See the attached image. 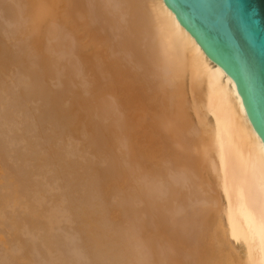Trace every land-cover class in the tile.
I'll return each instance as SVG.
<instances>
[{"label": "bare ground", "instance_id": "1", "mask_svg": "<svg viewBox=\"0 0 264 264\" xmlns=\"http://www.w3.org/2000/svg\"><path fill=\"white\" fill-rule=\"evenodd\" d=\"M20 5H22V2ZM140 5L144 16L141 20H138L139 28L142 29L141 25L143 24L146 27V36L148 35L149 38L146 47L147 57L154 59L155 63L153 62V64L158 69L157 76L160 75L161 78L163 77L169 81L173 80L177 87L179 86L178 80L180 82H182L181 80L189 81V95H191L189 97L193 101L192 108L194 109L198 123L196 125L198 126L196 127L195 125V128L187 131L188 135L183 138V144L192 148V150L189 148L191 154L189 153L188 157L183 158L184 150L180 152L178 148H175L173 152L172 150L170 153L167 152L164 155L165 157H163V164L157 172L154 171L155 174L153 172L148 175L144 174L138 181L139 185L136 189L140 192L143 184L145 192L142 190L147 197V195L152 194L149 188L150 185H148L149 182L157 181L158 187H156L163 193V196L161 194L163 199L174 201V204L176 203L178 208H180L177 210L182 211H180V220L184 225L188 224V235L192 238L201 236L207 240L208 246L195 255L194 264H206V262L208 264H264V141L248 117L234 79L206 54L196 38L180 23L174 11L167 6L165 1L140 0ZM16 6H18V3ZM4 8L8 16H12L14 13L18 16V13L23 11L19 8V12V10L10 8V6ZM29 10L26 11L27 14L24 17L22 16L23 23L27 21L25 16L32 14L29 13ZM21 14L23 15L24 13ZM19 20L16 22L17 25L22 24L21 19ZM5 21L3 22L4 24ZM7 23L6 26H8ZM14 23L12 20L9 26ZM32 26L36 28L34 25ZM136 26L138 27V25ZM16 27H14L15 29L12 28V30L14 29L15 33L17 32L16 35L19 39L23 38L21 42L27 40L29 38L27 36V27L20 25L18 26L20 28H17L18 31H16ZM29 29L32 28L29 27ZM9 30L11 31V29L6 30V35L8 36L12 32ZM15 33L12 32L10 37L14 38L13 34ZM40 34L42 33L40 32ZM3 37H0V253L5 252V257H2V259L4 258V261L8 260L11 262H3V264H36V261H47L48 258L43 259V255L41 256L40 254L41 252L46 254L47 249L50 251V257L52 253L55 254L54 252H57V255H55L57 257L52 254L54 257L52 259L54 261L57 260L55 264H70L66 255L72 253L74 247L71 249L70 246L66 245L72 251L70 250V252L67 249L68 252L66 253V250V255L63 253V257V250H60L61 255H59V249H57L58 247L52 238L58 237L59 239L61 236H58V234L54 236L56 233L54 234L50 231L52 228H57L60 232H55L68 237V235H64L66 232V230L63 231L64 227H54L55 224L59 223L60 225L61 221L64 220L63 217H65L61 215L63 212V210L60 211L62 209L61 204L66 207L69 217L78 222L79 230L83 234L82 239L85 238L84 246L87 254L84 255V252L82 253L84 247L83 249L80 248L82 249L81 251L76 248L78 250L76 252L78 255L76 256L79 258L82 253L81 258L83 259L82 256H84L83 260L85 258L87 260L89 256L95 264H102L107 259L109 261L113 260L114 264H151L152 259L156 258V264H161L162 252L157 248V245L164 244L162 238L166 236L165 225L163 221L158 224L148 225L147 221L152 223V220L150 217H146L147 215L142 217L144 210L139 208L142 235L144 237V233L145 236L148 234V238L151 240L147 242L143 238L144 241L141 242V245L143 243V247L146 248L143 249V252L138 249L137 242L140 239L142 241V236L141 238L137 236L135 228L137 219H140V217H138L139 214L132 206V203L130 204L133 194H130L132 193L131 188L129 189V186L125 185L127 173H124L126 171L124 169L123 156L114 149L113 141H109L108 135L101 136L97 133V125L89 124L82 118H78L74 104V102L77 104V101L70 99L67 94L58 95L59 93L51 88L54 82H50L52 81L50 80L52 74L50 66H53L50 65V56L53 53L54 45L49 40H46L49 42L47 44L43 38L37 36L38 38L34 41H25V45L29 42V46L33 42V47L27 46V48H30L28 51L25 48L26 46H24L27 53L21 52L22 49L20 47L22 48L23 45L21 46L18 41L20 46H18V52L15 53L14 49L12 50L11 48L13 47L12 45L17 46L15 44L16 40L14 44L13 40V42H10L12 45H9L11 38L4 39ZM6 40L9 41L7 42ZM30 57H32V63H28V58L31 59ZM13 66H16L17 70L18 68L21 70L16 72L17 70ZM83 66L85 67L86 63ZM154 66L153 68L155 69ZM11 67L15 70L16 73H13L16 75L19 71H22L18 74L19 78L22 77V82H20L22 84L19 83L18 75L14 74L18 82V84L14 85L13 81L16 82V78L11 75L13 74L11 71H14ZM9 69L12 70L10 71ZM148 69L151 70V68ZM10 75L13 77L10 78ZM143 76L145 75L143 74ZM23 79H27L28 85L25 86L27 83ZM11 80L12 85L16 87L17 85L23 87L24 85L25 89L24 87L17 89L19 88L17 87L14 89L19 91L15 92V90H11L12 85H8L9 88H7V82ZM86 82H88V79ZM146 82L147 84L150 83L148 79ZM172 86L174 87V85ZM158 87L160 88V85ZM182 87L181 89L178 88V90L184 89ZM7 89L11 91L7 92ZM13 91L15 94L11 93ZM8 96H10V99ZM11 97L15 98L11 100ZM174 98L176 97L174 96ZM8 99L10 101L17 100L11 102L14 104H19L24 100L22 102L32 101L33 103L34 101L36 105L34 106V103H31L34 106L32 108H28V106L27 108L21 106V108L19 105H15L14 107L17 106L16 109H13V107L11 110ZM176 102L180 104L179 101ZM176 102L174 103L176 104ZM178 103L177 105H179ZM27 104L29 105L30 103ZM183 110L186 111L183 108L180 111L183 112ZM167 128L169 129V127ZM33 136L37 138L35 139ZM39 138L40 141L38 140ZM45 138L47 143L42 144L41 140L44 139L45 141ZM174 138H172L173 141H175ZM36 140L42 146L37 147ZM17 142H21L20 144L23 142L26 150L24 151V147H22V152L18 150L21 145L15 144ZM148 142V145L154 144V141L150 140ZM178 142L176 141V144ZM14 144L18 145V149H16ZM43 145L46 146L43 147ZM41 147H43L41 149L42 152L38 151ZM77 150L79 151L78 153L76 152ZM108 155H110V159H108ZM71 156H75L78 160L79 158L85 159L86 157L87 159L89 157V161L92 157L94 160H91L94 163L90 166L82 167V165L78 164L77 159L74 157L71 159ZM189 156L193 158H189ZM8 157L9 160L12 158L15 161L12 160L9 163ZM103 157H105V160L103 159L102 161ZM106 158L112 160L110 163L111 166L113 164V170L109 171L107 170L108 168L99 164L100 161L107 162ZM146 158H148L149 166L151 167L153 159L149 156ZM12 162H15L13 164L15 169L8 168V165H11ZM58 168L63 170L64 174L63 181L60 180L61 182L57 179V176H52L53 169L56 171ZM79 170L82 173L90 172L92 174L91 187H100V193L97 197L92 196L86 200L82 199L83 191L81 190L84 189H77L80 184V176L79 173L77 174ZM51 171L53 172L51 173ZM56 181H58V186H62L63 183L65 185L62 186L64 190L62 188L60 190L59 187L58 190L55 189L59 194L55 191L51 192L53 182ZM54 187L57 188L56 185ZM48 190L51 192L50 195ZM44 194L49 196L46 201H50L48 205L45 204L47 205L46 207L44 203L47 196H44ZM41 205L44 206L42 208L44 210L40 209ZM58 206L61 208L58 211V213L60 212L59 214L56 211ZM107 212H109V215H106ZM135 213L138 215L136 216ZM57 214L58 217L60 216L58 220L62 219L59 222L56 221ZM46 217L50 221H45L44 218L47 219ZM200 222L207 224L200 228ZM73 226L74 224L71 226L70 223V230L72 231H74L71 228ZM151 226H155L156 230L150 228ZM60 229L64 234L61 233ZM25 231L28 232L24 234ZM30 232L34 234L31 233L29 240L32 238V234L36 236L40 234L37 236V240L38 237L41 240H38V242H35L36 240H33V238L32 240L34 243H38L37 245L43 242L42 245L45 248H41L42 245L39 246L42 251L37 245L32 243L33 241L29 242L26 239L28 241L26 242L22 237L23 234H27L24 237L28 238ZM51 234L54 235L52 236ZM70 234L72 233L70 232ZM82 234H80V237ZM5 236L9 238L8 241L3 238ZM67 239L69 240V237ZM39 241L42 242L39 243ZM58 242L60 241L58 240ZM66 246L62 247V249ZM36 247L39 248V250L37 248V251H41L40 253L38 252L39 254H37ZM32 248L35 249V253ZM55 248L57 251H55ZM43 249L46 250L43 251ZM85 249L83 251H86ZM32 253L40 255V257L36 256L41 260L34 261L35 257L32 260ZM2 255H0V258ZM78 257H74V262L75 258L79 262L80 260L82 261ZM2 259L0 263H2ZM52 259L50 258V260ZM50 260L48 261L50 262ZM53 260L51 263L54 262ZM78 261H76V264H79ZM87 261L89 263V259ZM40 262L38 264L43 263ZM45 262L44 264H47Z\"/></svg>", "mask_w": 264, "mask_h": 264}, {"label": "rangeland", "instance_id": "2", "mask_svg": "<svg viewBox=\"0 0 264 264\" xmlns=\"http://www.w3.org/2000/svg\"><path fill=\"white\" fill-rule=\"evenodd\" d=\"M14 1H16V2H14ZM14 1L13 0L12 1H10V0H8V1L7 0H1L0 1V7L2 6L0 9V22H2L0 24V27H1L0 28L1 29L0 30V34H1L0 37L4 36L3 37L4 39H6V38L8 39L10 37V35L12 36V32L15 33V31H14L15 26H17L16 31H18V29L20 28V27L18 28V26L25 25V27H27V30H28V34H27V36L29 37V38H27L28 41L29 40L34 41L36 38H38L40 36L39 38H43L44 41L49 40V42L54 45L53 46V49H54L53 53L50 56L51 57L50 58L51 59L50 65H53V66H50V69L52 72L51 79H50L52 81H50V82L51 83L54 82L53 84L55 86L53 84H52L53 86L52 85H50V86H52L51 88L55 89L57 91V93H59L58 95L62 96L64 94H67L68 97L70 96L69 97L70 99L77 101L78 103L76 104V102H74V104H75L76 109H77L78 118L79 119L82 118L85 122H87L89 124L97 125V127H96V129L98 131L97 133L101 136H107L108 135L109 141H113L114 149L116 151H118V153L123 156V158H124L123 161L125 162L123 164L125 166L124 169L126 171L124 173H127V182H128V183L125 182V185L129 186V189L131 188L132 193H130V194L131 195L133 194L131 196L130 204L132 203V206L136 209L137 213L139 212V208H140V210H144V213L141 216L143 217V216L147 215L146 217H148V218L150 217V219L152 220V223H149L147 221L148 225H154L153 223L158 224L162 221L165 225L166 236L163 237L164 240L162 238V242H164V244H161V245L158 244L157 245V248H159V250H161V252H162L161 264H194L195 255L200 250L202 251L208 246L207 240L201 236H197L195 238H192L190 235H188L189 234L188 224L184 225L183 222L180 220L182 211L180 210L181 211L180 212L179 210H177L180 208H178L176 203L174 204V201L164 200L165 198L163 199V197H162L163 193L160 192V189L157 188L158 187L157 181L156 182L151 181L153 183L149 182L148 185H150L149 188L151 189L150 191H152L151 192L152 194L147 195V197L145 196L146 193H144L145 190L143 189V186H144L143 184H142L141 188L144 190V192L141 189L140 190L141 193H140L136 189L139 185L138 181L142 178V176L144 174L148 175L151 172H153L155 174L154 171L157 172V170L163 164V157H165L164 155H166L167 152L170 153L171 150L173 152L175 148H178L180 150V152L182 150H184L183 156H182L183 158L188 157L189 153L191 154V151L189 150L190 147H188L186 144L185 145L183 144V138H185L188 135L187 131L195 128V125L198 124L196 115L194 113V109L192 108V102L193 101H192L191 97H189V96H191V95H189V93H190L189 81L181 80L182 82H180V80H178L179 86L177 87L176 83L173 80L169 81L163 77L161 78L160 75L157 76L158 75V69L153 64V62L155 63L154 59L152 60V57H147V48L146 47L148 45L149 38H148V35L146 36V34H147L146 27L142 24L141 25L142 29L139 28V22H138V20L139 19L141 20L142 17L144 16V13L141 9L142 7L140 5V0H21V1L20 0L19 1L14 0ZM21 2H22V5H20ZM14 3H16V4L18 3V6H16V4H14ZM19 5H20V7H19ZM136 5H138V6H136ZM9 6H10V8H16V10H19V12H20L19 8H21V10H23V11L18 13V16L15 13L12 16L11 15L8 16L6 13V9L4 7H9ZM22 6L23 7L25 6V7L23 8ZM27 10H29L30 12L29 11L28 12L32 13V14H28L27 16H25L27 21H25L24 22L25 24H24L22 22V18L24 17L25 14H27V12H26ZM40 11H41V13H40ZM21 13H24V14L22 15ZM19 14H21V15H19ZM6 15L8 16V18ZM29 16H30V18H29ZM38 16L41 19L37 18ZM18 18L21 19V22H22V24L20 23V25H17V23H16L19 20ZM6 19H8V20H6ZM12 20H13V23L15 20H17V21H15V23L13 24L14 26L11 24L9 26V23H11ZM28 20H29V22H28ZM31 20H33V21H31ZM36 20L37 21L40 20L41 22L40 21L37 22ZM42 20H44V21H42ZM4 21H5V24L3 23ZM7 22H9V23H7ZM19 22H20V20H19ZM26 22H28V23H26ZM30 22H32L31 24L34 25L36 28H33V26L30 24ZM6 23L8 26H6ZM40 23H42V24H40ZM136 25H138V27ZM4 26H6V27L4 28ZM29 27L32 29H29ZM41 27H43V28L41 29ZM12 28H14V29L12 30ZM8 29H11V31H12L11 32L9 30L11 32V34H10V32H8V34H10L9 36L6 35L7 34L6 30L8 31ZM30 31H31V33H30ZM35 31H36V33H35ZM40 32L42 34H40ZM16 33L13 34V37L15 39L10 37L11 41H9L10 39L8 40L9 45H12L10 42H13V40H14V42H13V44H14L15 40H16L15 44L17 46L12 45L14 48L13 47L11 48L12 50L14 49L15 53L18 52V46H20V45H18L19 42H20L21 46L23 45L22 48L20 47V49L24 50V51L21 50L22 53H24V52H26V50L28 51V49H30V48H27V46L33 47V42H31L30 46H29V42H27V44L25 45V41H27V40H24V42H21L23 40V38L19 39L18 36L16 35ZM41 35H42V37H41ZM45 36H47V38H49V39H47V38L44 39ZM47 41H46V43L48 44L49 42H47ZM22 43H24V44H22ZM24 46H26L25 47V48H27L26 50H25ZM16 47H17V49H16ZM143 48L144 49L146 48L145 51ZM141 49H142V51H141ZM21 52H20V55H21ZM12 53H13V51H12ZM12 55L14 56V54H12ZM16 55H18V54H16ZM111 57H112V59H111ZM30 58L31 59L28 58V63H30V62L32 63V57H30ZM150 60H152V61H150ZM53 61H54V63H53ZM151 62L153 64V66L155 67V69L153 68ZM84 63H86L85 67L83 66ZM15 67L16 66H13V68L15 70H17L16 69L17 67L16 68ZM86 68H87V70H86ZM148 68H151V70ZM12 69H9V70L11 71ZM117 69H119V70L117 71ZM15 70L11 71V73L15 72ZM18 70H21V69L18 68ZM18 70L16 72H18ZM10 71H9V73H10ZM151 71H152V73H151ZM20 72H22V71H19V73H17V75L20 74ZM15 73H13L11 75H13L15 77V75H16ZM97 74H98V76H97ZM143 74L145 76H143ZM153 74H154V78H153ZM11 75H10V78L13 77V76L11 77ZM149 75H151V76L149 77ZM82 76H83V78H82ZM86 76H87L88 82H86L87 81ZM17 77L19 78V75ZM21 78H19V80H20L19 83L22 82ZM145 78L148 79V82L150 81V83H148L149 86L146 82L147 79L145 80ZM14 79H12V80H14ZM153 79H155L157 81H155ZM8 80H10V79H8ZM12 80L7 82V88H9V86L12 85ZM15 81L17 82V78L15 79ZM24 81L27 83V79ZM143 81H144V83H143ZM153 81H154V83H153ZM16 82L13 81L14 85L18 84V82L17 83ZM170 83H171V85H169ZM180 83H181V86H180ZM20 84H22V83H20ZM14 85H12L11 90H15L14 88L19 87V85H17V87ZM26 85H28V83L25 84V86ZM159 85H160L161 89L158 87ZM172 85H174V87ZM20 87H21V85H20ZM20 87L17 89L23 88L24 85H23V87H21V88ZM181 87L184 88L185 90L184 89L180 90ZM178 88H180L179 89L180 91L178 90ZM24 89H25V87H24ZM159 89L161 91L163 90L162 92L160 91V94H159ZM9 90L7 89V92ZM16 90H15V92L19 91V90L18 91H16ZM15 92L13 91L11 93L15 94ZM176 92L179 94H177ZM182 92H183V94H181ZM11 93H10V95H12ZM16 94H18V93H16ZM181 95H182V97H180ZM174 96L176 98H174ZM9 97L10 96H8V98ZM11 98H12L11 100H13L15 97L14 98L11 97ZM16 98H17V95H16ZM9 99H8V103L10 101ZM176 99H179V100H176ZM14 101H17V100H14ZM14 101H10V103H9V107L11 106V110L15 105H19L20 107L23 106L26 108H27V106H28V108H32L36 105L34 103V101H33V103H34L33 104L32 101L31 102H29V101L28 102H22L24 100H22L21 101L22 103L20 102L19 104L11 103ZM158 101H159V103H158ZM176 101H179L180 104ZM174 102H176V104ZM27 103H30L29 105H31V103H32L34 106H32V105L29 106ZM177 103L179 105H177ZM157 104H159V105H157ZM174 104L177 106H175ZM24 105H26V106H24ZM181 106L183 109H186V111L185 110H183V112L180 111V110H182ZM16 107H14L13 109H16ZM187 111L189 112V114ZM189 119H190V122H189ZM24 126H27V125L25 124ZM197 126L198 125H196V127ZM167 127H169V129ZM187 128H188V130H187ZM33 138H35V137L33 136ZM40 138H42V137H40ZM40 138L38 139L39 141H40ZM170 138H171V140H170ZM172 138H174L175 141H173ZM150 140L154 141L155 145L153 143L148 145L149 144L148 141H150ZM46 141H47V139L45 138V141L43 139V140H41V143L42 142H43L42 144L47 143ZM146 141L148 142V144ZM176 141L177 142L179 141V142L176 144ZM168 142H169V145H168ZM20 143L21 142L15 143V144L21 145V147L19 149L17 148L18 145L16 146L14 144V146H16V149L20 150L21 152H22V147H24V151H25L26 149H25L23 142H22L23 146ZM39 143L36 140L37 147L42 146V145H40L41 143L40 144ZM156 143H158V144H156ZM38 144H39V146H38ZM45 146L43 145V147H45ZM43 147H41L40 150H38V149L37 150L42 152L41 149H43ZM179 147H181V148H179ZM14 149H15V147H14ZM190 149L192 150V148H190ZM76 152L78 153L79 151L77 150ZM153 154H154V156H153ZM108 156H107L108 159H110V155H108ZM148 156L153 159V163L151 164L152 168L149 166L150 162L148 161V158H146ZM73 157L76 158L75 156H73ZM73 157L71 159H73ZM189 158H193V157L189 156ZM91 159H93V158L91 157L90 161H89V157H87V159L85 157V159L79 158V160L77 159V161H78V164L82 165V167H87V166H90L94 163L93 162L94 159L93 160H91ZM103 159L105 160V157H103L101 160L103 161ZM108 159L106 158V161H107V162H105L106 165L102 161H100L102 163L99 162V164L103 167L108 168L107 170L110 171V170H113V164L111 166L110 162L112 160H108ZM7 160L10 163L14 159L11 158V160H9V157H8ZM13 164H15V162H12L11 165L9 164L10 166L8 165V168L15 169V165H13ZM0 165H1V163H0ZM12 165L14 168L12 167ZM53 171H51V173L53 172L52 176L55 175V177L57 176V179L59 181L60 180L63 181V177H64L63 170L58 168V169H56V171H55V169H53ZM0 172H1V168H0ZM13 172H14V170H13ZM78 173L80 176L79 177L80 178V184H79V186L77 185L78 186L77 189H79V188H80V190H81V188L84 189V190H81V191H83V193L81 195L82 199L86 200L88 198H91L92 196L97 197L100 193V187H98V186L97 187H91L92 174L90 172L89 173H87V172L82 173L81 170H79L77 172V174ZM53 179L57 180L56 178H53ZM57 182L58 181L53 182V188L54 189L52 188L51 192L55 191L57 194H59V192L56 190H58V187L61 190L62 186H65V185H63L64 183L63 184L61 183L62 186H58L59 184ZM155 183H156V185H155ZM140 184H141V182H140ZM55 185L57 186V188L54 187ZM62 189L64 190V187ZM51 192L48 190L49 195L51 194ZM45 193L48 194L47 192H45ZM46 194H44V196H47ZM161 194H162V196H161ZM47 199H49V196H47L45 201ZM48 202H50V201H48ZM48 202L46 201L44 203V205L45 204L48 205ZM47 205H45V207ZM59 207L60 206H58V209L56 210L57 213H58L59 209L62 208L60 211L63 210L64 213L62 212L61 215L65 216V217L61 216L64 218V220H62L61 218L58 220V218L60 217V216L58 217V214L60 213L59 212L56 216L57 217L56 221L59 222L62 220L61 223H64V224L60 223V225H59V223H58L57 225L55 224L54 227H58V226L64 227V229L63 228L62 229H63V231L66 230L67 233L65 232V234H64V232L60 229L61 233H63L64 235H68L69 240L67 239L68 237L59 234L60 231L57 230V228L56 229L54 228L55 230L52 228V230H50V231L54 234L56 233L55 235L53 234L54 236H56L58 234V236L60 235L61 237H59V239H58V237L57 238L53 237L52 240L54 241V243H56L55 245L58 247V248L57 247L56 248L59 249L58 250L59 255H61L60 250L61 251L63 250L62 256H63V253L66 255L68 250L70 251L71 249H73L72 247H74L73 251L71 250L72 253H68V255H66L67 257L66 256L65 257L68 259V263L76 264V261H78V260H76V258L78 257V256H76V255H78V254H76V252H78V250L80 248L83 249V247H84V249H85V246H84V239L85 238L83 237L84 239H82L83 234L79 230L78 222L76 220L71 219V217H69L67 210H66V207L63 206L62 204H61V208H59ZM42 208H44L43 205H41L40 209H42ZM42 210H44V209H42ZM138 214H136V216ZM106 215H109V212H107ZM141 216H140V214L138 215V217H140V219L139 218L137 219L135 230L137 232V236H139L140 238L142 236V241L140 239V241L137 242L138 245L137 244L136 245L138 246V249L142 250V252H143V249L146 248V247H143V243L141 245V242L144 241L143 238H145V241H147V242H150L151 239L148 238V234L145 236V233H144V237L142 235L141 226H140ZM54 219H56V218H54ZM44 220L50 221V219H48V218L47 219L44 218ZM44 220H42V221L45 222ZM53 222H54V220H53ZM70 223H71V226L74 224V226L71 227L74 231L70 230ZM75 224H76V226H75ZM204 224L206 225L207 223L200 222L199 227L202 228V226ZM150 228L156 230L155 226H151ZM53 230H54V232H53ZM3 231H5V230H3ZM55 231H59V232L57 233ZM27 232L28 231H25L24 234ZM51 232H49V233H51ZM70 232L72 234H70ZM3 233H6V232H3ZM31 233H33V232H30V234H29L30 236L28 238L24 237V236H27V234L26 235L23 234L22 237L25 239V241H26V239H28L29 242H32L34 239L36 240L35 242H38V240H41V239H39L40 237H38V240H37V236L40 234L37 233L38 235L36 236V235H33L34 234L33 233L32 234L33 240L31 238L30 239L31 241H30L29 238L31 237ZM80 234H82L81 237H80ZM5 237H3L5 239V241H8L9 238H7V237L5 238ZM34 237H36V238H34ZM65 237H66V239H64ZM55 238H56V240H55ZM61 239H63V240H61ZM58 240L60 242H58ZM28 241H26V242H28ZM79 241H81V242H79ZM40 242H42V241H39V243ZM61 242L63 245L65 244L64 246H66V245L70 246L71 249L70 248L68 249L67 248L68 246H66L65 248L62 249V247H64V246L62 244H60ZM32 243H34V241ZM42 243H40V245H42ZM79 243H81V244H79ZM37 244L34 243V245H37ZM146 244L148 245V243H146ZM40 245H37V246L39 247ZM71 245H74V246H71ZM0 246H1V241H0ZM38 247L35 248L36 251H37ZM43 247H44V245L41 246V248H43ZM39 248H38V250H39ZM41 248H40V250L42 251ZM76 248L77 249L79 248V249L76 250ZM0 249H1V247H0ZM32 249H34V248H32ZM35 249L32 250V251H34V253H35ZM57 249L55 251H57ZM82 249H80L79 251H81ZM44 250H46V249H43V251ZM83 250H82V253L84 252V255H86L87 250L86 249H85L86 251H83ZM41 251H37V254H39ZM48 251H49V249H47V252ZM65 251H66V253H65ZM47 252H46V254L44 252L40 253L41 256L43 255L42 256V257H44L43 259H45V258H48V260H50V258L54 259V257L52 256L53 253L51 254V257H50L49 256L50 251L48 252V254H47ZM4 253L2 252L3 255L0 253V255H2L0 260L2 259V257H5ZM54 253H55V254H53L54 256L57 255V252H54ZM37 254L34 255L32 253L33 257L31 259L34 260V257H35L34 261L41 260V259L37 258V256H38ZM81 254H80V258L78 257V259H82ZM46 256H49V257H46ZM62 256H60V257L58 256V257L61 258ZM38 257H40V255ZM55 257H57V256H55ZM74 257H76L75 262H74ZM82 257L84 259V256H82ZM7 258H9V257L7 256ZM66 258H65V260H66ZM83 259H82V261L80 260L81 264L82 263L83 264H91V263L95 264L92 262V260H91L92 258H90L89 256L87 257V260L89 259V263L86 260V258H85V260H83ZM2 260L3 261H1L2 263H0V264H3V262L11 263L8 260L4 261V258ZM52 260H50V262L48 261V263L49 264H52V263L55 264L57 261V260H55V261L53 260L54 262L51 263ZM34 261H32V262H34ZM43 261L44 260H42L41 262H43ZM47 261L45 263H47ZM104 261L102 262V264H104V263L105 264H114L113 260L109 261L107 259V261L106 260H104ZM39 262L40 261H38V262L36 261V264H38ZM44 262L42 264H44ZM80 262H79V264H80ZM156 262H157V259L153 258L151 264H156ZM206 264H208V263L206 262Z\"/></svg>", "mask_w": 264, "mask_h": 264}, {"label": "water", "instance_id": "3", "mask_svg": "<svg viewBox=\"0 0 264 264\" xmlns=\"http://www.w3.org/2000/svg\"><path fill=\"white\" fill-rule=\"evenodd\" d=\"M235 81L264 141V0H164Z\"/></svg>", "mask_w": 264, "mask_h": 264}]
</instances>
